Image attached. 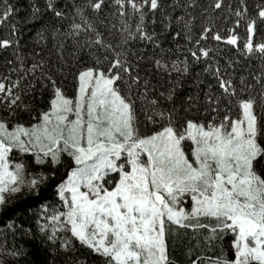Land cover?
Masks as SVG:
<instances>
[{"label":"snow or ice","instance_id":"6c2138e0","mask_svg":"<svg viewBox=\"0 0 264 264\" xmlns=\"http://www.w3.org/2000/svg\"><path fill=\"white\" fill-rule=\"evenodd\" d=\"M24 193L0 264H264V0H0Z\"/></svg>","mask_w":264,"mask_h":264},{"label":"trees","instance_id":"16d2710c","mask_svg":"<svg viewBox=\"0 0 264 264\" xmlns=\"http://www.w3.org/2000/svg\"><path fill=\"white\" fill-rule=\"evenodd\" d=\"M52 199L51 189H42V194L40 197V201H46ZM37 199L34 195L24 193L19 195L15 201L9 205L7 209L0 212V230L5 229V225L9 220L16 219L17 223L20 222L19 218L26 219L31 215L33 209L37 207ZM2 239V238H0ZM9 241H11V237L9 236ZM22 242V241H18Z\"/></svg>","mask_w":264,"mask_h":264}]
</instances>
